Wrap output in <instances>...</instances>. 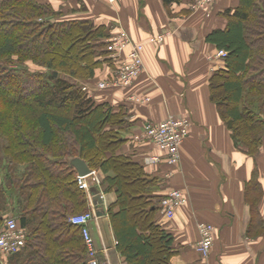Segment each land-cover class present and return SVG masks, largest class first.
Instances as JSON below:
<instances>
[{
	"label": "trees",
	"instance_id": "16d2710c",
	"mask_svg": "<svg viewBox=\"0 0 264 264\" xmlns=\"http://www.w3.org/2000/svg\"><path fill=\"white\" fill-rule=\"evenodd\" d=\"M163 2L167 9L192 4ZM57 10L49 0H0V232L8 218L27 231L26 245L6 264H89L82 227L70 222L90 211L70 163L76 158L105 173L103 191L116 194L108 215L124 264H169L176 250L158 221L167 195L158 194L161 181L117 153L127 141L124 111L98 103L77 83L91 82L104 67L110 77L111 29L85 19L54 21ZM222 15L227 27L206 37L227 53L210 78V101L236 146L255 159L264 139V0H239ZM261 197L260 185L248 184L249 234L264 225Z\"/></svg>",
	"mask_w": 264,
	"mask_h": 264
},
{
	"label": "crops",
	"instance_id": "0c3cea01",
	"mask_svg": "<svg viewBox=\"0 0 264 264\" xmlns=\"http://www.w3.org/2000/svg\"><path fill=\"white\" fill-rule=\"evenodd\" d=\"M49 2L61 9L66 19L78 16L96 25H107L112 28L111 35L125 31L145 45L144 71L131 86L112 90L94 87L92 93L98 103H109L115 111L126 114L127 128L122 137L127 141L117 153L142 163L147 174L157 177L162 183L159 195L165 196L172 189L188 195V205L179 208L173 219L159 213V223L174 238L176 254L169 264H264V225L257 224L248 233L252 212L246 200L248 184L255 181L261 187L258 208L264 222V139L255 159L245 155L210 101L208 87L212 75L225 63L218 57L216 45L207 42L206 37L227 27L222 14L238 6L239 0H214L200 12H194L186 2L167 9L163 0ZM160 37L161 42L153 41ZM101 71L110 72L108 67ZM169 116H182L191 122L181 161L175 166L168 165L163 153L143 138L146 124L161 123ZM150 156H160L161 161L148 165L145 159ZM99 173L103 178L107 176ZM88 183L98 188L103 201L102 207L95 205L89 193L94 212L89 228L99 259L124 264L108 215L116 194L104 192L91 178ZM202 222L216 228L208 259L196 250ZM7 260L8 256L0 253V264Z\"/></svg>",
	"mask_w": 264,
	"mask_h": 264
},
{
	"label": "built area",
	"instance_id": "2783aa9c",
	"mask_svg": "<svg viewBox=\"0 0 264 264\" xmlns=\"http://www.w3.org/2000/svg\"><path fill=\"white\" fill-rule=\"evenodd\" d=\"M114 3L116 0H108ZM214 0H194L191 8L194 12L206 11ZM163 38L153 40L161 42ZM110 60L113 65L110 78L95 83L97 90L119 89L131 86L134 81L144 71L143 52L145 45L134 41L125 31L111 35L109 38ZM227 53L218 51V57L224 58ZM93 87V88H94ZM93 88L85 86L83 89L93 91ZM191 122L187 118L169 116L161 123H148L143 130V138L151 143L157 150L163 153L165 161L170 166L180 163L182 158V147L189 137ZM161 161L160 156H150L145 159L148 165L157 164ZM88 178L98 185L95 171L89 176H77V184L80 189L90 193ZM188 195L182 190L172 189L160 204L161 214L171 220L175 217L179 208L186 207L189 203ZM94 218V212L74 215L70 217V222L75 226H81L84 242L89 256V264H113L111 262H101L99 252L96 248L94 237L92 236L89 224ZM199 242L196 250L201 257L208 259L214 243L216 228L214 224L202 222L198 226ZM27 231L20 228L17 220L8 218L5 221L3 230L0 232V253L6 256L16 254L26 245Z\"/></svg>",
	"mask_w": 264,
	"mask_h": 264
},
{
	"label": "rangeland",
	"instance_id": "374dc122",
	"mask_svg": "<svg viewBox=\"0 0 264 264\" xmlns=\"http://www.w3.org/2000/svg\"><path fill=\"white\" fill-rule=\"evenodd\" d=\"M192 4H193V0H192ZM191 4V5H192ZM58 11V10H57ZM59 12L61 13V15L57 18V19H53L54 21H60V22H65V21H72V20H83V18L81 19V18H78V16H75V17H73V18H70V19H66L65 18V16H66V14L65 13H63L62 11H61V9L59 10ZM74 15H76V14H74ZM73 15V16H74ZM72 17V16H71ZM65 18V19H64ZM86 20V19H85ZM110 27V26H109ZM110 29L112 30V28L110 27ZM5 30L4 29H0V35H3V34H5ZM111 36V35H110ZM110 38V37H109ZM109 38H107L106 40H105V42H106V44H107V46H106V50L108 51V57L110 56V49L108 48V45H109ZM110 58V57H109ZM110 60V59H109ZM110 62H111V60H110ZM109 62V64H111ZM28 66L30 67V69H32V70H39L40 71V69H38L36 66H35V64H31V63H28ZM109 68V67H108ZM109 70H111L110 68H109ZM108 75H109V72L106 74V72L104 73L103 71H101V72H97L96 73V78H94L91 82L90 81H88V80H85V81H83V80H77V83H78V87H80L81 89H82V91L83 92H85V93H87V94H89V96L90 97H92V98H94L95 99V97H94V95H93V93H92V91L91 92H89V90H84L83 88L85 87V86H87L88 88H93L95 85L93 84V82H99V81H101V80H105V79H108ZM110 78V77H109ZM93 171H95V177L97 178V180H98V186H101L102 185V182H103V180L105 179V178H103L102 177V175H100L101 173H99L101 170H93ZM93 188V187H92ZM88 197H89V194H88ZM92 209H90V211L89 212H93V211H91ZM79 215V214H78Z\"/></svg>",
	"mask_w": 264,
	"mask_h": 264
},
{
	"label": "water",
	"instance_id": "95a60500",
	"mask_svg": "<svg viewBox=\"0 0 264 264\" xmlns=\"http://www.w3.org/2000/svg\"><path fill=\"white\" fill-rule=\"evenodd\" d=\"M54 75H57V72L54 73ZM72 165H74V168L76 169L79 176L87 177L92 173L91 168L88 166L86 161H84L81 158L73 159L71 162ZM90 194L93 197V202L95 205L100 204L102 207L103 201L102 197L100 196V192L97 187H90ZM97 215L100 216L101 214L97 212Z\"/></svg>",
	"mask_w": 264,
	"mask_h": 264
}]
</instances>
